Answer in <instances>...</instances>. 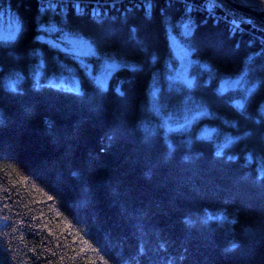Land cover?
<instances>
[{"label": "trees", "instance_id": "1", "mask_svg": "<svg viewBox=\"0 0 264 264\" xmlns=\"http://www.w3.org/2000/svg\"><path fill=\"white\" fill-rule=\"evenodd\" d=\"M205 1L0 0V264H264V30Z\"/></svg>", "mask_w": 264, "mask_h": 264}, {"label": "rangeland", "instance_id": "2", "mask_svg": "<svg viewBox=\"0 0 264 264\" xmlns=\"http://www.w3.org/2000/svg\"><path fill=\"white\" fill-rule=\"evenodd\" d=\"M208 1L211 2V4H215L222 11L227 12L231 17L235 18L236 20L238 21L240 20L236 18L235 16H233L231 13H229L223 6L219 5L218 3L211 1V0H208ZM243 23L244 25H247L245 22ZM55 30H56L55 28H51V31H55ZM183 31L184 33L188 34L191 32V29L188 25H185L183 27ZM18 32H19L18 22L8 13L0 11V40L13 39L15 38V36H17ZM54 37L50 38V41L52 43L58 45L59 47L65 50H68L71 53L76 54L79 57H85V56H88L94 53L93 46L90 44V42L81 36L73 35L69 32H62L61 35L54 36ZM169 38H170L173 51L179 61V66L173 74V79L182 80V81H190L191 79L190 69L194 65V61L192 60V52L189 48L186 47L185 44L181 42V40L179 39L177 35L172 33L169 36ZM116 68H117V64L113 62H107L100 70L92 74L94 75V78L96 79L98 83L106 86L110 73ZM90 71L91 72L93 71L92 68L90 69ZM61 83L62 85L69 86V87H66L68 89H74L76 91L81 90V87L78 81H77L78 84L74 82H71L70 84L69 81H67L66 79H63ZM189 84H193V81H191ZM222 86L224 90H228L231 88H240V87H243V80L239 78L225 80ZM181 126H182L181 124L171 125V127H181ZM207 132H210V130H207Z\"/></svg>", "mask_w": 264, "mask_h": 264}, {"label": "water", "instance_id": "3", "mask_svg": "<svg viewBox=\"0 0 264 264\" xmlns=\"http://www.w3.org/2000/svg\"><path fill=\"white\" fill-rule=\"evenodd\" d=\"M223 6L229 13L248 24L264 30V0H211Z\"/></svg>", "mask_w": 264, "mask_h": 264}, {"label": "built area", "instance_id": "4", "mask_svg": "<svg viewBox=\"0 0 264 264\" xmlns=\"http://www.w3.org/2000/svg\"><path fill=\"white\" fill-rule=\"evenodd\" d=\"M49 1H52V0H49ZM75 2L76 1H78V0H74ZM66 4V3H65ZM98 3H96V1L93 3V4H91V5H93L94 7L91 9V12L94 14V15H100V8H99V6L97 5ZM76 6L77 7H80L81 8V13H86L87 12V7H85V6H83L82 4H80V3H76ZM194 6V5H193ZM203 8L210 14V15H212L213 17H217V18H220V19H222L223 21H226L225 19H224V15L221 13V12H219L218 11V9H212L210 6H208V3H204L203 5ZM149 7H150V10H151V5H149ZM69 9V8H68ZM203 11V10H202ZM211 16V17H212ZM227 23H228V21H226ZM229 24V23H228ZM230 25V27L235 31V32H237V31H240V32H242V31H244V30H239V29H237V27H232L231 26V24H229ZM257 37H258V39H264V35H257Z\"/></svg>", "mask_w": 264, "mask_h": 264}, {"label": "bare ground", "instance_id": "5", "mask_svg": "<svg viewBox=\"0 0 264 264\" xmlns=\"http://www.w3.org/2000/svg\"><path fill=\"white\" fill-rule=\"evenodd\" d=\"M208 3V6H210L212 9H218L219 12H221L224 15V19L228 21L229 24H231L232 27H237L239 30H245V25L241 20H236L235 18L231 17L227 12L222 11L220 8H218L215 4H211L208 0L205 1ZM77 11H81L80 7H77ZM264 44V39H259Z\"/></svg>", "mask_w": 264, "mask_h": 264}]
</instances>
